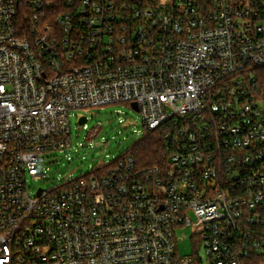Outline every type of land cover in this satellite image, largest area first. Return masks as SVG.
Wrapping results in <instances>:
<instances>
[{"label":"built area","instance_id":"built-area-1","mask_svg":"<svg viewBox=\"0 0 264 264\" xmlns=\"http://www.w3.org/2000/svg\"><path fill=\"white\" fill-rule=\"evenodd\" d=\"M262 66L264 0H0V264H204L177 249L199 226L208 264H256ZM133 103L165 164L128 151L32 192L72 110Z\"/></svg>","mask_w":264,"mask_h":264},{"label":"rangeland","instance_id":"rangeland-1","mask_svg":"<svg viewBox=\"0 0 264 264\" xmlns=\"http://www.w3.org/2000/svg\"><path fill=\"white\" fill-rule=\"evenodd\" d=\"M81 116L88 118L80 125ZM72 147L46 155L45 178L28 176L32 192L47 189L67 180L78 179L103 163L112 162L139 143L146 135L141 114L130 104H116L70 112ZM201 227L180 228L178 254L181 257H202L208 264L206 252L196 243L193 234Z\"/></svg>","mask_w":264,"mask_h":264},{"label":"trees","instance_id":"trees-1","mask_svg":"<svg viewBox=\"0 0 264 264\" xmlns=\"http://www.w3.org/2000/svg\"><path fill=\"white\" fill-rule=\"evenodd\" d=\"M252 73L256 77L254 95L259 101L264 103V66L254 68ZM166 134L167 132L164 128L155 130L147 134L130 150L137 169L165 164L170 154ZM261 263H264V257L256 259V264Z\"/></svg>","mask_w":264,"mask_h":264},{"label":"water","instance_id":"water-1","mask_svg":"<svg viewBox=\"0 0 264 264\" xmlns=\"http://www.w3.org/2000/svg\"><path fill=\"white\" fill-rule=\"evenodd\" d=\"M131 106H132V108L135 109L136 111L139 110L137 103H133ZM86 122H87V117H85V116L81 117L80 120H79V124H80V125L86 124Z\"/></svg>","mask_w":264,"mask_h":264}]
</instances>
